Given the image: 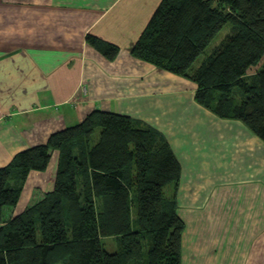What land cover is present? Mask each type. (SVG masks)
<instances>
[{
    "label": "crops",
    "instance_id": "obj_1",
    "mask_svg": "<svg viewBox=\"0 0 264 264\" xmlns=\"http://www.w3.org/2000/svg\"><path fill=\"white\" fill-rule=\"evenodd\" d=\"M160 0H0V168L95 109L159 130L181 163V264H264V142L195 100L186 77L135 58L130 46ZM93 34L120 48L114 60ZM30 171L11 218L50 192L58 152Z\"/></svg>",
    "mask_w": 264,
    "mask_h": 264
},
{
    "label": "trees",
    "instance_id": "obj_2",
    "mask_svg": "<svg viewBox=\"0 0 264 264\" xmlns=\"http://www.w3.org/2000/svg\"><path fill=\"white\" fill-rule=\"evenodd\" d=\"M153 13L130 53L193 81L197 103L240 121L264 142V0H160ZM85 39L108 60L121 51L93 34ZM53 151L59 157L53 189L5 218L28 173L46 170ZM180 174L159 130L95 109L0 168V264H181ZM110 238L111 250L104 243Z\"/></svg>",
    "mask_w": 264,
    "mask_h": 264
},
{
    "label": "rangeland",
    "instance_id": "obj_3",
    "mask_svg": "<svg viewBox=\"0 0 264 264\" xmlns=\"http://www.w3.org/2000/svg\"><path fill=\"white\" fill-rule=\"evenodd\" d=\"M230 23L226 24L225 26H223V28L221 30L218 31L217 35L210 41V43L207 45V48L204 50V52H202L196 59V62L194 63V65H198L204 58V56H206L208 53L211 52V50L218 44V42L229 32L230 30ZM171 184H166L165 186V194H169L171 193ZM105 243V247L108 249H114L115 246V241L113 239H105L104 240Z\"/></svg>",
    "mask_w": 264,
    "mask_h": 264
}]
</instances>
